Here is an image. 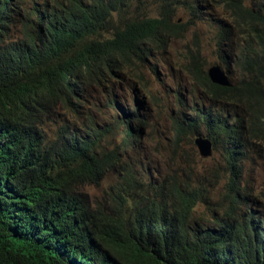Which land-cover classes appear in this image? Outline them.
<instances>
[{
    "label": "trees",
    "instance_id": "obj_1",
    "mask_svg": "<svg viewBox=\"0 0 264 264\" xmlns=\"http://www.w3.org/2000/svg\"><path fill=\"white\" fill-rule=\"evenodd\" d=\"M135 1L0 0V264H264V210L240 185L244 162L264 154V0H154L152 16ZM178 7L188 20H174ZM204 19L230 85L190 51L182 67L200 94L171 115L173 148L210 139L229 205L195 217L198 193L176 172L145 182L128 153L151 124L143 69L157 73L172 39ZM87 87L110 120L75 116L48 137L55 106L75 110ZM109 171L117 184L91 202L82 186Z\"/></svg>",
    "mask_w": 264,
    "mask_h": 264
},
{
    "label": "rangeland",
    "instance_id": "obj_2",
    "mask_svg": "<svg viewBox=\"0 0 264 264\" xmlns=\"http://www.w3.org/2000/svg\"><path fill=\"white\" fill-rule=\"evenodd\" d=\"M135 9L152 16L157 13L159 5L154 0H136ZM208 15L209 13L206 17H209ZM188 18V14L181 7L176 8L174 20L184 22ZM19 34V26H16L15 35ZM196 48L201 53L205 70L212 64H218L215 28L206 19L197 21L194 25L189 24L181 37L172 39L168 55L156 58L157 73H152L149 67L143 69L151 95V124L139 139L137 148L128 153V160H133L134 171L144 172L143 180L150 182L151 185L159 182L167 173L176 172L188 189L201 197L195 204L193 215L210 217L212 213L220 212L229 205V192L226 187L228 174L224 163L215 150L210 156H200L193 143L196 135L192 137V145L187 143L173 148L170 118L179 110L187 113L188 105L200 94V89L182 67L188 60L190 51ZM150 64H153L151 60ZM178 92L185 99V104L181 106H178L176 101ZM89 113L101 123L109 121L113 114L104 103L101 93L91 87L86 88L75 110L56 105L43 124L44 132L50 137L54 134L58 121L68 122L75 116L85 117ZM118 179L115 171H109L97 185H84L81 191L91 202L102 201L107 199V193L117 184ZM240 185L245 188L248 202L252 206L254 204L260 206L259 212L264 210V154L252 161L244 162Z\"/></svg>",
    "mask_w": 264,
    "mask_h": 264
},
{
    "label": "water",
    "instance_id": "obj_3",
    "mask_svg": "<svg viewBox=\"0 0 264 264\" xmlns=\"http://www.w3.org/2000/svg\"><path fill=\"white\" fill-rule=\"evenodd\" d=\"M206 73L212 83L221 86L230 85L228 75L225 73V71L221 68L219 64L215 63L208 66L206 68ZM193 143L195 144L200 156L207 157L212 154L213 147L208 137L198 134L193 138Z\"/></svg>",
    "mask_w": 264,
    "mask_h": 264
},
{
    "label": "bare ground",
    "instance_id": "obj_4",
    "mask_svg": "<svg viewBox=\"0 0 264 264\" xmlns=\"http://www.w3.org/2000/svg\"><path fill=\"white\" fill-rule=\"evenodd\" d=\"M151 67V66H150ZM260 75V74H259ZM26 101V100H25ZM96 105V104H95ZM81 106V105H80ZM115 124V123H114Z\"/></svg>",
    "mask_w": 264,
    "mask_h": 264
}]
</instances>
